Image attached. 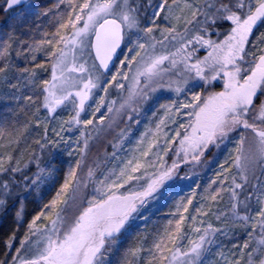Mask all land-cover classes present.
I'll return each mask as SVG.
<instances>
[{
    "label": "snow or ice",
    "instance_id": "obj_1",
    "mask_svg": "<svg viewBox=\"0 0 264 264\" xmlns=\"http://www.w3.org/2000/svg\"><path fill=\"white\" fill-rule=\"evenodd\" d=\"M23 2L26 0H5L3 10L8 12ZM62 4H66L67 9L58 17L55 32L36 46V50L47 46L46 55L52 61L50 79L36 83V69L48 71L42 63L32 70L22 71L28 72L33 84L40 89L36 99L42 96L40 106H36L37 127L42 123L38 118L41 107L53 115L61 106L71 104L74 114L62 121L58 130L52 128V135H49L48 124H43L44 134L34 140L40 154L33 149L23 166L11 152L0 151V210H6L10 202L16 207V229L4 240L5 259H0V264H104L107 254L119 243V237L136 220H147L143 215L145 209L152 201L165 196L161 189L166 183L187 178L179 176L178 160L173 159L171 165H167L164 159L173 151L174 144L179 145L175 149L177 157L183 153L184 162L190 157L191 161L199 163L210 146L219 149L231 141L235 142L234 149L220 164V171L205 188L207 195L201 200L217 201L222 199L223 192H228L229 219L233 223L243 222L241 226L246 230L247 239L242 245H233L238 258H226V264H241L245 257V264H264V185L253 186L254 191L248 192L243 200L239 199L237 189H243L244 184L237 183L234 174L231 186L224 187L232 167L238 170L245 183L248 182L247 173L256 169L264 176V31H258L264 26V0H203L202 3L183 0L182 6L179 0H171V3L161 0L144 24L138 15L139 6H134L130 0H59L55 7ZM177 10L181 13L188 10L193 19L202 16L203 21H198L202 24V33L215 32L223 39L217 42L205 39L203 34L187 38L186 26L181 32L171 23L181 19L176 15ZM51 11L49 8L42 14L48 15ZM165 21L169 26L161 29ZM191 22L186 20V24ZM155 30H160L162 39L155 37ZM165 41L170 44L175 41V51L158 52L157 46L167 49ZM194 42L208 49L207 55L194 59L199 49L188 50ZM10 47V43L4 41L0 55H7ZM32 60H36L35 55ZM165 61L169 66H165ZM7 67V64L0 67V74H5ZM112 68L115 72L107 79L106 73ZM172 69H178L175 75L179 79L164 83L163 74ZM122 81L129 82L125 103L136 98L137 104L142 105L164 88L177 95L187 89L191 98L160 104L164 117L154 129L149 128L141 134L135 150L127 158L118 155L122 149L114 144L111 159L117 163L106 170L101 171L99 164L93 167L85 163L90 137L84 139L82 147L76 141L79 158L69 164L63 183L51 200L27 222L25 234L16 247V231L24 221V193H39L41 185L52 179L57 171L52 161L43 157H51L53 149L61 143H69L62 133L70 131L72 125L82 124L85 129L92 126L97 132L102 131L97 125L96 113L105 106L103 97L91 118L82 119L81 114L86 112V104L92 99L94 90L107 94L110 87L124 89ZM197 81H202L205 87L222 81V90L207 94L196 92L193 89L199 86ZM25 99L36 105L32 96ZM114 104L112 101L107 105L109 112L113 111ZM181 116L188 117L187 123L177 119ZM103 119L101 115L99 123ZM128 119L133 117L129 115ZM170 123L177 127L166 130ZM11 143L9 141V146ZM16 144L14 151L19 150L18 140ZM67 155L72 156L73 152L68 151ZM33 163L37 170L29 175V165ZM148 168L154 170L151 178L146 184H140ZM89 184L93 189L90 197L83 195ZM217 184L219 186L213 189ZM255 193L259 195L255 196L257 206L254 207L252 197ZM194 198L195 193L186 202L181 199L176 204L171 214L174 219L168 220L163 233L150 247L145 249L141 243L128 249L125 257L131 256L133 260L125 259V264H134L145 250L148 259L144 264H202V257L208 251L205 245L213 243L209 237L221 230L211 224L203 228L196 226L205 223L198 221V216L209 214L202 203L193 209L195 214L185 215ZM70 208L76 209L71 215ZM190 233L198 234V238L192 239Z\"/></svg>",
    "mask_w": 264,
    "mask_h": 264
},
{
    "label": "rangeland",
    "instance_id": "obj_2",
    "mask_svg": "<svg viewBox=\"0 0 264 264\" xmlns=\"http://www.w3.org/2000/svg\"><path fill=\"white\" fill-rule=\"evenodd\" d=\"M192 2L202 3L203 0H192ZM58 3L59 0H31L24 8L13 12L9 16L6 24L0 28V51H2L4 41H8L11 45L7 55H0V67H3L5 64L8 65L6 73L0 74V133L3 134L0 136V145L3 146L0 147V151L11 152L16 159L21 161V166L28 162L33 149L37 150L38 155L40 154L34 140L44 134V123L48 124L49 135H52V128H57L58 130L60 123L69 120L70 116L74 114L71 104L61 106L53 115H49L47 110L41 107L38 118L42 123L37 127L36 106H40L42 96L40 99H36L40 89L33 84L29 73L22 71V69L25 68L32 70L35 68L36 64L42 63L48 71L36 69L38 74L36 83L38 84L39 80L42 79H50V65L52 61L46 55L47 46L45 45L39 50H36V46L39 45L41 40L50 38V34L55 32L58 27V17L67 9L66 4H62L58 8L55 7ZM130 3H133L134 6H139L140 11L138 15L141 17L142 24H144L145 21L151 18L156 5L161 3V0H130ZM169 3H171V0H169ZM179 3L182 6L183 0H179ZM175 7L176 6L173 5V8ZM49 8H51L52 11L49 12L48 15H43L42 13ZM176 15L180 16L181 19L179 21L173 20L171 23L181 32L184 31L186 26L189 30L187 38H192L197 34H203L205 39H212L217 42L223 39L222 35H217L215 32L202 33V24L198 23V21H203L204 18L202 16L193 19L188 10H185L183 13L177 10ZM186 20H191L192 22L186 24ZM157 22L159 23V20ZM166 26H169V22L167 21L160 25L161 29ZM219 31L222 32L223 28L219 29ZM258 31H264V26L260 27ZM154 35L157 39H162L160 30H155ZM9 37H12V39L9 40ZM165 44L167 45V49H161L160 46H157V51H163L165 53L167 51H175V47L173 46L176 44L175 41L171 44L165 41ZM193 47L199 49V51L195 52L194 59L196 57L203 58L207 55L208 49L202 48L200 45L195 44V42L193 45L189 46L188 50L191 51ZM18 52L20 55H17ZM33 55L36 56V60H32ZM165 66H169L167 61H165ZM177 71L178 69H172L170 72L164 73V83H167L169 80H178L179 76L175 75ZM113 72H115V68H113L109 74H106V78L110 79ZM122 82L125 84L124 89L110 87L107 94L100 90H94L92 99L86 104V112L81 114L82 119L91 118L92 112L100 102V98L103 97L105 106L101 108L99 113H96L97 125L102 131L97 132L92 126L85 129L82 124L72 125L70 131L62 133L69 143H61L58 148L53 149V155L51 157H43L44 160L50 159L57 171L52 179L47 180L41 185L39 193L35 191L24 193L26 196L24 221L19 226V230L16 231V247H19V240L25 234L27 222L40 211L44 203L51 200L63 183L64 175L69 164L74 163L75 160L79 158L76 141H79V147H82L84 139L90 137L88 146H91L96 136H102V134L104 136H111L115 132L113 136H123L124 138L121 140L120 137L117 142H113L112 144L119 145L122 150L118 151V155L122 158H127V156L135 150L141 134L149 128L154 129L156 123L164 117V110L159 107L160 104H166L172 100L178 102L185 101L191 98V93L188 92L187 89L185 93L177 95L174 91L164 88L154 93L152 99L142 104V106L137 104L136 98L125 103L128 99L129 82ZM195 83L199 86L195 87L193 90L202 93V82L197 81ZM12 84H15L16 87H11ZM27 96H32L33 99L36 100L35 106L25 99ZM112 101H115V104L112 106L113 111L109 112L107 110V105ZM122 103L125 104L123 108L120 107ZM133 108H137L138 111L133 112ZM123 113H127L125 118ZM153 113H155V115H153ZM101 115H103L104 119L102 123H99ZM129 115L133 117L132 120L128 119ZM46 116L48 117L47 120H45ZM124 119L125 122H122ZM177 119L183 123H187L188 121L187 116H181ZM136 121H139V123H136ZM65 127L67 128L69 126L65 125ZM176 127L177 125L170 123L166 130H173ZM81 132L84 133L83 136ZM170 134H172L171 131ZM17 140L19 141V150L14 151V149L17 148ZM9 141L12 142L10 146ZM113 145L111 153L114 151ZM178 146V143L174 144L172 146L173 151H170L164 159L167 165H171L173 159L178 160V162H180L178 170L179 176H186L187 178L174 179L166 183L165 187L161 189V191H165V196L152 201L148 205V208L145 209L143 215L147 216V220H136L133 226L119 237V243L107 254L104 264H125V259L129 261L133 260L131 256L125 257V253L128 249L136 247L141 243H143L145 249L150 247L153 240L156 239L159 234L163 233L168 220L174 219L171 214L176 210V204L180 202L181 199L186 202L189 197H192L193 193H195L193 204L189 207V213H185V215L195 214L193 209L202 203L205 205L204 211L209 214L207 216H198V221L202 220L205 223L203 225L197 223L196 226L203 228L211 224L213 228L221 230L209 237L213 243L205 245L208 251L205 252L202 257V264H226V258L227 260L238 258L239 254L233 245H242L245 239H247V236L245 228L241 226L243 224L242 221L233 223L229 219L230 213H228V205L230 203V194L228 192H223L221 194L222 199H218L217 201L201 200L202 196L207 195L204 191L205 188L216 178V173L220 171V164L224 163L225 157L230 154V150L234 149L235 142H225L219 149L210 146L204 153V156L201 157L199 163L191 161L190 157L187 162H184L183 153L177 157L175 149ZM68 151H72L73 155L68 156ZM111 153L106 160L99 161L98 163L96 162L99 164L101 171L111 168L114 163H117V161L111 159ZM231 154L235 155L234 152ZM230 163L229 161V164H225V167H229ZM31 166L34 168L33 172H35L37 170L35 164H30L29 167ZM180 168L182 169L180 170ZM143 171L144 170H142V172ZM146 171L147 174L143 175V179L139 181L140 184H146L151 178V173L154 170L148 168ZM140 174L141 173H138V175ZM233 174L236 176L237 183H243L238 170L232 167L231 174H228L229 179L225 182L224 187L231 186V176ZM261 185H264V176H261L256 187H260ZM218 186L217 184L212 187L214 189ZM121 191H124V189ZM92 192V185L89 184L88 187L84 189L83 195L90 197ZM256 195H259V193H255L252 197V204L254 207L257 206L255 203ZM15 211L16 207L14 204L0 218V233H5L6 238L16 229V221L14 218ZM221 212L225 213V215H220ZM241 215H243V212ZM247 230L250 231L251 229L248 228ZM190 235L192 239L198 238V234L196 233H190ZM186 243L187 241H185V244ZM252 246H255V240H253ZM4 252L5 247L3 251L0 252V259H5ZM221 253H223V255H221ZM233 253H236V256H233ZM12 254H14V249L12 250ZM8 259H10V257H8ZM147 259V251H142L139 257L134 261V264H144ZM246 259L247 257L241 261V264H245Z\"/></svg>",
    "mask_w": 264,
    "mask_h": 264
},
{
    "label": "trees",
    "instance_id": "obj_3",
    "mask_svg": "<svg viewBox=\"0 0 264 264\" xmlns=\"http://www.w3.org/2000/svg\"><path fill=\"white\" fill-rule=\"evenodd\" d=\"M4 5H5V0H0V28L3 27L6 24V22L8 21L9 16L13 12L19 11L22 8L25 7V6H23V7L19 8V9H15V10H12V11L5 12L3 10L4 9ZM201 85H202V88H203V90H202L203 94H207L208 92H212V91H220V90H222V82L214 81V82H212L211 86H208V87H205L203 85V82L201 83ZM139 106H142V105H139ZM126 115H127V113L124 114V118L126 117ZM122 122H125V119ZM116 123H118V122H116ZM117 129H116V131H117ZM113 135H115V132L111 136H104L102 134V136H96L94 138L93 143L91 144V146H88V149L86 151V157H85L86 165L95 167V165L99 161L106 160L109 157V155H110V153L112 151V145H113L112 143L113 142H117L120 139V137H121V136H113ZM182 168H180V170ZM33 171H34V168L32 166L29 167V175H31L33 173ZM85 173H86V168H85ZM247 176H248V182L245 183V181L243 180V183L245 184L244 188L243 189H238V193L240 194L239 195V199H241V200H243V198L245 197V195L248 192H253L254 191L253 186H256L259 183V179H261L262 175H261L260 170L256 169L255 172L247 173ZM12 205H14V203L10 202L9 203V207L6 210H0V218ZM75 211H76L75 208H71L69 210V215L73 214ZM5 238H6L5 237V233H0V252L3 251Z\"/></svg>",
    "mask_w": 264,
    "mask_h": 264
},
{
    "label": "water",
    "instance_id": "obj_4",
    "mask_svg": "<svg viewBox=\"0 0 264 264\" xmlns=\"http://www.w3.org/2000/svg\"><path fill=\"white\" fill-rule=\"evenodd\" d=\"M30 1H31V0H26V2H23V3L19 4V5L14 6V7H13L11 10H9V11H12V10H15V9H19V8L25 6L26 4H28ZM112 70H113V68H112ZM109 73H110V72H109ZM109 73H106V74H109Z\"/></svg>",
    "mask_w": 264,
    "mask_h": 264
}]
</instances>
